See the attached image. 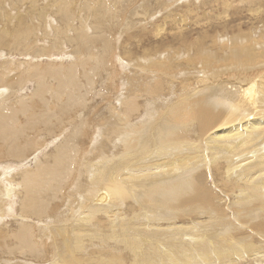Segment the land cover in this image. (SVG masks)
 <instances>
[{"label":"bare ground","instance_id":"obj_1","mask_svg":"<svg viewBox=\"0 0 264 264\" xmlns=\"http://www.w3.org/2000/svg\"><path fill=\"white\" fill-rule=\"evenodd\" d=\"M24 1L0 0V49L23 59L0 52V264H213L264 244V0ZM245 11L263 23L246 36Z\"/></svg>","mask_w":264,"mask_h":264},{"label":"rangeland","instance_id":"obj_2","mask_svg":"<svg viewBox=\"0 0 264 264\" xmlns=\"http://www.w3.org/2000/svg\"><path fill=\"white\" fill-rule=\"evenodd\" d=\"M25 3L23 4V5H26L27 7H30L31 6V3L33 2V1H30L29 0V2H27V1H24ZM27 2V3H26ZM35 3L36 4H38L39 6L41 5L42 6V3H40L38 0H35ZM240 6H242V4L240 5ZM185 7H183V9H184ZM206 10H208V14H207V11H205V13L206 14H204V15H206V16H208L211 20V22L208 20V24H209V26H207V33H208V35H207V37H210V35L211 34H213V36H215L216 34H222V32H223V28H221L220 26H216L214 23H215V20H214V18H216V14L218 13V12H216V11H214V10H212L211 9V7H207V9ZM180 11H186V10H180ZM179 11V12H180ZM210 12L212 13V14H210ZM216 13V14H215ZM245 14H243L242 16H241V18H235V17H231L230 16V18L231 19H240V21L239 22H241L240 24V26H241V28H242V34H244V30L246 31L245 32V36H246V34H248L249 33V31H252V29L253 28H260L261 26H262V22L259 20V22L258 21H256V20H254V18L255 17H251V15H249L246 11L244 12ZM229 14H231V13H229ZM248 15H249V17H248ZM200 16H202V13L200 14ZM247 20H246V19ZM249 18V19H248ZM242 20V21H241ZM231 21V20H230ZM245 21V22H244ZM247 21V22H246ZM214 22V23H213ZM238 22L235 20V22L232 24L233 26H236V24H237ZM253 23V25L254 26H250V24H252ZM261 23V24H260ZM213 25V26H212ZM253 27L252 29L250 28V29H248L249 27ZM263 27V26H262ZM165 28H167V30H169V26H165ZM196 28V27H195ZM262 29V28H261ZM203 29H201V30H199V27L195 30L197 33H195L193 36H192V38H193V40L196 38V36H197V39H195V40H200L201 38H204L202 35H200V34H198V33H200L201 31H202ZM230 30V29H229ZM228 30V32L230 33L231 32V30L229 31ZM235 32H237V31H235ZM248 32V33H247ZM189 32H187V31H185V35H187ZM192 32L190 31V34H191ZM197 34V35H196ZM164 35V36H163ZM167 35V36H166ZM169 34L168 33H166L165 32V34L163 33L162 34V37L164 38V39H171V37H169L168 36ZM167 38H166V37ZM188 36V35H187ZM202 36V37H201ZM212 35H211V38L213 37ZM231 36H235V35H231ZM162 37H160V39H163ZM189 37V36H188ZM199 37V38H198ZM236 37H238L237 35H236ZM148 40L146 41V43H145V45L147 46H150L151 44L153 45V46H151V48H153L157 43H159V40H157L156 42L155 41H153L152 39H153V37L152 36H148ZM189 39H191V37H189ZM209 40V38H206V40ZM151 42V43H150ZM67 44V49L70 51V45L68 44V43H66ZM159 50V49H158ZM134 51V50H133ZM0 52L1 53H4V54H7L8 55V57L10 58V60L11 59H13L14 61H15V59L16 60H23L22 58H21V56H18V54H8L6 51H3V50H1L0 49ZM140 52V51H139ZM138 52V53H139ZM134 53V52H133ZM118 54V53H117ZM5 56V55H4ZM12 57V58H11ZM4 58H2V59H0V60H3ZM67 61V62H66ZM66 61H64L63 63L64 64H66V65H69V63H70V61L69 60H66ZM69 61V62H68ZM46 62L45 61H43V64H45ZM55 63H57L56 61H55ZM261 72L263 73V74H261ZM233 71H229V72H226V71H224L223 73H221V74H219L218 75V79L217 78H214V80L216 81V84H221L220 86H225L226 85V80L227 81H229L230 83H236L237 81H240V80H242V74L240 75L238 72H234L233 74ZM238 74V75H237ZM264 75V70L263 69H261V71H260V73L258 74V75ZM228 77H230V78H228ZM225 79V80H223V79ZM228 79H230V80H228ZM219 80V81H218ZM234 80V81H233ZM218 81V82H217ZM221 81V82H220ZM236 81V82H235ZM102 83H103V80L102 79H99V81L97 82V85H96V91H98V94H102L103 92H105V90H103L104 88L102 87ZM239 82H237V84H238ZM101 87H100V86ZM222 86V87H223ZM234 88H236V86H233ZM32 88H34L33 87V85L31 84L29 87H28V90H27V92H26V94H30L32 91H33V89ZM31 91V92H30ZM93 92H94V90H93ZM92 97V102L93 103H95V105L96 104H101L102 103V100L101 99H99V97H97V96H93V94H90L89 96H88V98H91ZM91 102V103H92ZM10 103H12V102H9L8 104H10ZM47 147H49V143H48V146ZM30 159H32V158H29V160ZM28 160V161H29ZM27 161V162H28ZM9 162H11L10 164L11 165H13V163H15L13 166H17L18 165V163L17 162H12V161H9ZM8 162V163H9ZM31 162H33V160H30V164H28V166L27 167H31V168H33V163H31ZM237 183V182H236ZM8 187H9V185H8ZM11 193L14 195V193L11 191ZM187 193H189V192H187ZM186 193V194H187ZM15 196V195H14ZM18 201V200H17ZM166 202H170V204H172V202H171V200H168V201H166ZM229 203H230V211H231V213H232V215H233V218L235 219V215H236V208H238V207H240L241 206V204H239V203H236V201H235V199H229ZM14 211H16V212H14V214L16 213L17 214V208L16 209H14ZM191 213H193V212H190V211H188V214H190L191 215ZM197 214H200V211H198V212H196ZM251 211H249L248 212V215H249V217H252V215H251ZM11 217H13V216H10L9 218H11ZM199 219L200 220H206L207 218V215H204V214H200L199 215ZM181 219V218H180ZM4 223V219H2V220H0V226L2 225ZM180 223V222H179ZM13 224V225H12ZM199 226H201V229L202 228H204V227H206V224L205 223H203V222H199V223H197ZM11 226V227H10ZM13 226V227H12ZM12 228H15V224L13 223V222H10V225H9V227H8V232H6V236H4L3 238H5V237H7V235H11L10 234V230L12 229ZM8 238V237H7ZM6 239V238H5ZM2 240H4V239H2ZM9 241H11L9 238H8V241L6 240L5 242H9ZM68 243H69V245H71L72 246V244H73V240H68ZM115 247H118V248H120V245H114ZM123 247H121L120 249H122ZM264 252V244H260V243H258V242H256L255 243V245H254V247L249 251V252H246V253H243L242 252V249L240 248V246H237V247H232V246H226V248L219 254V256H218V258L216 259V257L215 256H211V260H212V263L213 264H233V262H235V261H237L238 262V264H257L256 262H255V259H256V257L254 256L256 253H263ZM240 254H243V257L244 258H240L239 257V255ZM1 256H3V258H4V255H1ZM125 256H126V258L128 259L127 260V263L128 264H131V253H129L128 251H125ZM6 258H8V259H10V260H12L13 261V263L15 262L16 264H22L21 262H23V260L24 261H26V264H30L31 262H33V261H35V260H30V259H28V257H27V259L25 258H21V257H19L18 255H12V257L10 256H8L7 255V257ZM16 258H18L17 260H16ZM78 258V260H79V257H77ZM14 259V260H13ZM28 261V262H27ZM198 262V259L196 258V257H191L190 255H186V256H184L183 257V264H195V263H197ZM165 264H167V263H165ZM177 264H181V263H177Z\"/></svg>","mask_w":264,"mask_h":264}]
</instances>
